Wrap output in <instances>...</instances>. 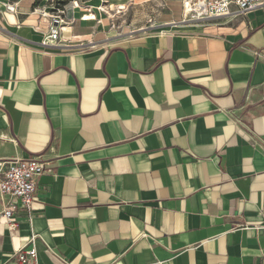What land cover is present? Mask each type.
<instances>
[{"label": "crops", "instance_id": "1", "mask_svg": "<svg viewBox=\"0 0 264 264\" xmlns=\"http://www.w3.org/2000/svg\"><path fill=\"white\" fill-rule=\"evenodd\" d=\"M167 1L45 46L37 0H0V172L45 166L16 230L0 196V264L32 234L39 264H264V7L200 25Z\"/></svg>", "mask_w": 264, "mask_h": 264}, {"label": "built area", "instance_id": "2", "mask_svg": "<svg viewBox=\"0 0 264 264\" xmlns=\"http://www.w3.org/2000/svg\"><path fill=\"white\" fill-rule=\"evenodd\" d=\"M74 8L79 6L76 1ZM264 7V0H183L182 23L207 25L222 18L235 19L248 12ZM15 12V6H8ZM122 10V8H120ZM90 13V11H88ZM84 19V17H83ZM64 19L53 16L48 30L44 33L43 45H56L61 42ZM45 171L44 163L39 158H15L7 162L0 172V196L4 202L1 217L11 230H16L15 212L18 208L25 210L31 218L33 203L36 200V184ZM37 235L32 234L29 242L14 253L19 264H39L38 252L34 247Z\"/></svg>", "mask_w": 264, "mask_h": 264}, {"label": "rangeland", "instance_id": "3", "mask_svg": "<svg viewBox=\"0 0 264 264\" xmlns=\"http://www.w3.org/2000/svg\"><path fill=\"white\" fill-rule=\"evenodd\" d=\"M76 1L79 3L77 9L73 5ZM182 1L178 3L181 4V7ZM37 2L49 20L53 16H60L65 23L69 20L67 16L81 19L83 16L94 15L95 19L99 16L102 20H110L112 27L116 26L121 31L129 29L128 25L134 19L141 20L144 23L149 21V24H153L152 19L159 21L157 20L159 14H166L165 12L169 11L166 4L167 0H146L139 3H134L131 0L128 3L125 2L119 5H113L109 0H37ZM78 13L82 15L80 16ZM114 21H118L117 25L113 24Z\"/></svg>", "mask_w": 264, "mask_h": 264}, {"label": "bare ground", "instance_id": "4", "mask_svg": "<svg viewBox=\"0 0 264 264\" xmlns=\"http://www.w3.org/2000/svg\"><path fill=\"white\" fill-rule=\"evenodd\" d=\"M77 8H79V6L78 7H76L75 9H77ZM94 16V15H93ZM84 18H85V16H83ZM94 20V19H93Z\"/></svg>", "mask_w": 264, "mask_h": 264}]
</instances>
